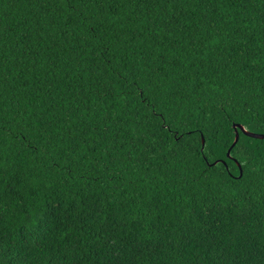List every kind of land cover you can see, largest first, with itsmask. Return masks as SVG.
<instances>
[{"label": "trees", "instance_id": "trees-1", "mask_svg": "<svg viewBox=\"0 0 264 264\" xmlns=\"http://www.w3.org/2000/svg\"><path fill=\"white\" fill-rule=\"evenodd\" d=\"M239 126L264 0H0V264H264Z\"/></svg>", "mask_w": 264, "mask_h": 264}, {"label": "water", "instance_id": "water-1", "mask_svg": "<svg viewBox=\"0 0 264 264\" xmlns=\"http://www.w3.org/2000/svg\"><path fill=\"white\" fill-rule=\"evenodd\" d=\"M239 127L247 135L254 136V137H259V138H263L264 137V134H255V133H252V132H249V131L244 130L241 126H239ZM237 138H238V133H235V139L233 141V144L235 143V141L237 140ZM202 142H203V140H202Z\"/></svg>", "mask_w": 264, "mask_h": 264}]
</instances>
